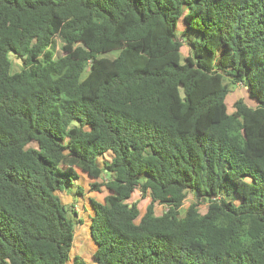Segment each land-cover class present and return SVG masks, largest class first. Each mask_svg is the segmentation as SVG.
I'll return each instance as SVG.
<instances>
[{
  "label": "trees",
  "instance_id": "16d2710c",
  "mask_svg": "<svg viewBox=\"0 0 264 264\" xmlns=\"http://www.w3.org/2000/svg\"><path fill=\"white\" fill-rule=\"evenodd\" d=\"M78 169L94 264H264V0H0V264H86Z\"/></svg>",
  "mask_w": 264,
  "mask_h": 264
},
{
  "label": "rangeland",
  "instance_id": "374dc122",
  "mask_svg": "<svg viewBox=\"0 0 264 264\" xmlns=\"http://www.w3.org/2000/svg\"><path fill=\"white\" fill-rule=\"evenodd\" d=\"M175 34L176 36L187 41L188 38L199 40L201 38V34L199 32L193 31L191 29H188L182 19H179L175 28ZM57 43V48L55 51V55L58 56L62 54V51L58 46L60 43ZM181 55L186 56L189 54L188 46L183 44L181 49ZM109 56H114V52L108 53ZM9 58L12 61V70H19L22 65L21 59L13 54H9ZM242 98L246 103L249 105H252L253 99H251L248 95L247 89L241 84H234L230 86V91L226 96V104L228 107V111L233 110V102L238 99ZM110 153L106 154V157H108ZM101 160V159H100ZM79 174V184L82 185L84 188L83 194H71V196L66 195L64 193L61 194V199L64 203H69L71 201H75V209L77 211V217H80L83 221L81 224H76L74 228V236L72 241V248L70 251V259L72 260L75 255H78L82 257L86 264H94L92 253L95 249V244L93 243L90 233H89V224H90V215L92 213V208L90 205V198H93L97 201L102 202L104 199V196L108 193V190L105 187H101L99 191L97 190H90V183L92 182V179L89 178L85 173L80 171L78 169ZM102 178L96 179L97 181H101ZM130 201H137L140 213H143L145 211L146 205L150 201V197L147 195L145 197H142L140 195V192L136 190L133 192ZM192 201V198L190 195H187L183 202V207L185 208L188 203ZM201 211L203 212L205 210V205L200 204ZM163 211V207L161 205L156 204L155 205V213L160 214ZM71 263V262H70ZM69 261H67L66 264H70Z\"/></svg>",
  "mask_w": 264,
  "mask_h": 264
}]
</instances>
